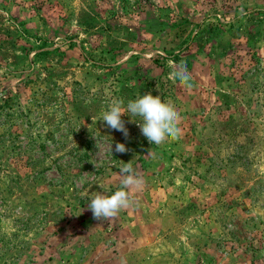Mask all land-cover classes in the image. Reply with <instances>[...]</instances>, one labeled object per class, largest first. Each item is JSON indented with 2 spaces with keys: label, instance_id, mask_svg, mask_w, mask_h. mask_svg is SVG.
Listing matches in <instances>:
<instances>
[{
  "label": "rangeland",
  "instance_id": "374dc122",
  "mask_svg": "<svg viewBox=\"0 0 264 264\" xmlns=\"http://www.w3.org/2000/svg\"><path fill=\"white\" fill-rule=\"evenodd\" d=\"M149 93L178 140L99 121ZM0 264H264V0H0Z\"/></svg>",
  "mask_w": 264,
  "mask_h": 264
},
{
  "label": "clouds",
  "instance_id": "9594fccd",
  "mask_svg": "<svg viewBox=\"0 0 264 264\" xmlns=\"http://www.w3.org/2000/svg\"><path fill=\"white\" fill-rule=\"evenodd\" d=\"M174 78H178L186 87L189 77L182 67L172 73ZM127 113V114H126ZM129 117V123H134L130 117H140L142 123H136L141 134L148 143L161 145L166 140L176 141L180 138L182 130L179 127L181 116L176 111L174 105L168 101H162L160 96H153L150 93L131 100L124 106L122 99L113 100L109 109L102 114L99 121L106 123L109 129L121 132L125 138L128 137V129L122 116ZM112 143L109 145V152L112 153ZM114 151L116 153H127L130 149L123 143H116ZM120 169L121 187L114 194L107 195L104 192H92L89 195L87 209L92 212L93 218L100 221H108L118 216V214L132 206L128 189L142 190L144 181L135 172L130 162L123 163Z\"/></svg>",
  "mask_w": 264,
  "mask_h": 264
}]
</instances>
